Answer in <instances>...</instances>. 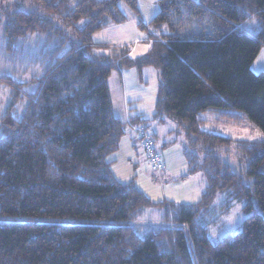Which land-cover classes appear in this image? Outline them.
I'll use <instances>...</instances> for the list:
<instances>
[{
    "label": "trees",
    "instance_id": "16d2710c",
    "mask_svg": "<svg viewBox=\"0 0 264 264\" xmlns=\"http://www.w3.org/2000/svg\"><path fill=\"white\" fill-rule=\"evenodd\" d=\"M28 1L34 8L0 6L8 50L18 54V41L44 35L33 91L21 94L23 83L0 76V86L13 88L0 112V264H264V140L237 142L248 162L243 180L214 155L233 140L205 131L200 118L217 111L264 135V71L251 68L264 47V0H157L147 25L138 0ZM124 7L140 30L160 32L148 35L142 56L92 39L125 22ZM147 66L160 75L154 116L175 121L205 154L206 186L195 205L153 203L132 181L116 179L106 160L134 126L137 153L149 165L143 131L163 162L162 171L149 167L165 170L147 119L117 117L109 95L113 71ZM219 191L244 199L247 216L213 241L196 218ZM148 207H159L160 223L141 233L135 222Z\"/></svg>",
    "mask_w": 264,
    "mask_h": 264
},
{
    "label": "rangeland",
    "instance_id": "374dc122",
    "mask_svg": "<svg viewBox=\"0 0 264 264\" xmlns=\"http://www.w3.org/2000/svg\"><path fill=\"white\" fill-rule=\"evenodd\" d=\"M13 2H18L26 10L34 8L28 0H2L0 6L5 7ZM138 8L139 18L146 25L159 10L158 5L153 4V0H138ZM124 11L125 22L99 30L92 39L98 43L108 41L112 45H127L131 57L142 56L150 47L148 35H157L160 32L154 30L147 33L140 30L137 26L138 16L125 7ZM253 23L255 24L254 20L244 27L249 28ZM43 43L44 35L27 36L16 43L15 49L17 48L18 54H15L7 49L2 24L0 26V76L7 77L17 84L23 83L21 94L30 93L38 84L36 80L28 82L40 72L36 58ZM102 51L100 48L94 49V52ZM251 68L254 72L264 71V47L260 49ZM159 82V70L153 66L143 68L141 73L135 67H125L120 71H113L108 78L109 95L117 117L120 112L116 108L122 107L124 102L130 112L134 113L133 109L137 107L144 113L143 116L147 119L144 126L155 137L158 150L163 157L165 156L166 164L171 166L170 169H175L173 173L167 170L163 173L153 172L142 156H137L134 150L129 152L124 147L123 139L120 140L119 148L108 154L106 160L112 162L111 168L116 179L123 183L132 181L153 203L173 202L192 206L199 202L206 186L205 173L203 168L199 167L204 163L205 154L187 143L183 130L175 121L154 116ZM12 90L11 86H0V112H3L10 101ZM200 118L204 121L205 131L233 140L231 145L215 149L214 155L244 180L243 172L248 166L247 157L241 151H237L236 144L242 140H264V135L246 119L240 122L223 119L217 111L204 112ZM184 149L188 154H192L191 159L186 157ZM251 183L252 180L249 179L247 184ZM227 199V193L219 191L209 209L201 207V212L196 218L206 226L207 233L213 241L238 231L247 216L243 209L244 199L234 197L229 201ZM160 214L159 207L146 208L135 222L139 232L143 233L150 226L158 225Z\"/></svg>",
    "mask_w": 264,
    "mask_h": 264
},
{
    "label": "crops",
    "instance_id": "0c3cea01",
    "mask_svg": "<svg viewBox=\"0 0 264 264\" xmlns=\"http://www.w3.org/2000/svg\"><path fill=\"white\" fill-rule=\"evenodd\" d=\"M153 4L156 6L157 5V0L156 1L153 0ZM104 42H108V41H104ZM110 44H112V43H110ZM129 102H131V101H129ZM116 109L118 110V112H120L119 117L124 119V120H127L130 116H133V115H136V114H139V113L144 114L143 112L139 111L137 107L133 109L134 113L130 112L129 107H127V105H125V102L122 105V107H117ZM113 112H114V109H113ZM121 139H123L124 147L127 150H129V152H132L134 150L137 153V137H136V133H135V130H134V126H129L127 128L126 133L124 134V136ZM125 142L126 143L129 142L130 144L127 145ZM130 146H131L132 149L130 148ZM137 156H139V154ZM163 159H164V162H165V170L164 171L167 170L169 173L172 174L173 170H175V169H170L171 166L166 164L165 156L163 157Z\"/></svg>",
    "mask_w": 264,
    "mask_h": 264
},
{
    "label": "built area",
    "instance_id": "2783aa9c",
    "mask_svg": "<svg viewBox=\"0 0 264 264\" xmlns=\"http://www.w3.org/2000/svg\"><path fill=\"white\" fill-rule=\"evenodd\" d=\"M142 135L144 136V139L141 143V146L146 154L149 165L154 171H162L163 162L161 160V156L159 152H157L154 147L153 140L150 138L148 134H146L143 131H142Z\"/></svg>",
    "mask_w": 264,
    "mask_h": 264
}]
</instances>
